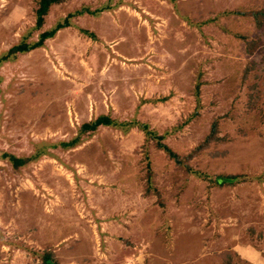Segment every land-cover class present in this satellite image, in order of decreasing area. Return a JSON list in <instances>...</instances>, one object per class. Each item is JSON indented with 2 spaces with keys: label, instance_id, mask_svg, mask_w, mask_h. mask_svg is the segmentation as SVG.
Returning <instances> with one entry per match:
<instances>
[{
  "label": "rangeland",
  "instance_id": "374dc122",
  "mask_svg": "<svg viewBox=\"0 0 264 264\" xmlns=\"http://www.w3.org/2000/svg\"><path fill=\"white\" fill-rule=\"evenodd\" d=\"M37 1L0 0V54L103 2L97 17L119 20L109 35L121 38L94 41L84 13L1 63L0 264H104V193L139 209L117 257L140 247L153 264H264V19L250 14L264 0H64L31 30ZM100 114L148 123L190 168L137 127L61 145ZM38 149L17 169L3 157ZM219 173L239 178L217 185Z\"/></svg>",
  "mask_w": 264,
  "mask_h": 264
},
{
  "label": "trees",
  "instance_id": "16d2710c",
  "mask_svg": "<svg viewBox=\"0 0 264 264\" xmlns=\"http://www.w3.org/2000/svg\"><path fill=\"white\" fill-rule=\"evenodd\" d=\"M63 1L64 0H38L37 1L38 5H37V8L35 9V17H36L35 24H34L33 28L31 27V30L38 29L43 24L44 16L49 11L50 6L52 4H57V3H60ZM101 10H103V8L92 10L88 6H84L82 8L76 9L73 13H71V14L68 13L67 17L65 18L66 20H64L62 22H58L50 30H46V31L40 33L38 39L35 41H26L25 37H24L25 35H23L17 43L13 44L6 51H4L3 53L0 54V65L3 61L12 59L13 57H15L20 52H26V51H29L31 49H34L36 47L41 46L43 44V42L45 41V39L54 36V34L56 33V31H58V29L69 26L71 23V17L81 15L84 13L98 14ZM250 14L256 19V21L258 22V25L261 26L262 21L264 19V9L253 10L250 12ZM246 42L249 45L250 42L248 40H246ZM249 50L252 51L254 49L252 48ZM196 88L199 90V85H197ZM99 126H111L114 128H118L124 132H128L131 128L137 127L145 133L146 138L148 140H149V138L155 139L157 146L159 148H161L162 150H164L170 157L174 158L178 162V164L183 165L185 168H190V166L187 167L186 163L180 159L179 154H177L167 144H165L163 142V138H164L163 134L162 135L158 134L157 131L151 129V127L149 126L148 123H143L137 119L120 121L117 119H113V117H111L109 114H100L97 117H95L94 119L83 122L80 125V129H79L77 135L73 136L68 141H61L60 143L65 148H72V147H74V146H76L82 142V135L83 134H85L87 132L95 131ZM216 138H217L216 130L212 129L210 134L207 136L204 144H206V143L210 142V140H213ZM199 149H200V146L197 147L190 154V156L193 155ZM41 154L42 153L38 149V151L36 153L29 155V156H17L16 154H13V153L4 152L3 157L7 158V160L9 162H11L12 166L17 169L20 166L28 164L30 161L37 159ZM205 175H208V174H205ZM238 178H239V175H237V174L223 175V174L219 173L218 175H216L214 177L213 181L217 185H223V184H227L230 182H234ZM50 255H52L50 252H46V256L49 257Z\"/></svg>",
  "mask_w": 264,
  "mask_h": 264
},
{
  "label": "crops",
  "instance_id": "0c3cea01",
  "mask_svg": "<svg viewBox=\"0 0 264 264\" xmlns=\"http://www.w3.org/2000/svg\"><path fill=\"white\" fill-rule=\"evenodd\" d=\"M186 2L187 1L184 0V3H186ZM124 3L125 2H122V0H117L113 5L119 6V5L124 4ZM100 6H102V7H100ZM100 6H99V9L103 8V10H101L99 13L104 14L103 11H106V9H108V6H112V5H109V4L104 5V2H103ZM97 8L92 9V10H96ZM89 14H91L92 21L97 22L98 26H100V29H98V27H97L96 29L91 28V30H87V31L83 30V31L85 33H87L88 36L93 38L94 41H101V42L105 43L106 41H108L107 40L108 38H112L113 36L112 35L110 36L109 34L114 33L116 31L117 28L114 25L116 24L115 22H118L119 20L116 21L114 19H109L106 16V18H108V20L106 21V20H103L102 17H97L98 14H92V13H89ZM59 30L60 29H58V31ZM58 31H56V33ZM117 32H118L117 36L113 37L112 40H109L113 44H116L117 40L119 38H121L119 31H117ZM105 37H106V39H105ZM196 85H200V84L197 83ZM110 197L111 196L109 194L104 193L103 196L100 197V199L103 200V204L105 206L101 207L99 205H96V207H100L101 212H103V210L105 212V215L103 216L101 214V216L107 217V219H105L103 222H101V231L105 232V235H106L105 239L106 240H104V241H106V243L104 245V253L101 256V258H98V261H101L104 264H153L156 261L154 259V255L144 257L140 252V250H141L140 247H137L138 250L133 251V255H131V256H124L121 258V257H117L116 255H114V250H112V245L116 244L120 248H124L123 246L125 244L123 243V241H120L119 239H116V238H118V236L121 238V235H123V233H124L123 231H125V230L128 231V227H127L128 223L131 220H134L137 213H139V209L137 210V208H136V205H137L136 202H134V201L133 202H127L126 201L127 195L125 198L122 193H119L116 196H114L112 198V200ZM140 197H142V195ZM107 198H109V200L106 201ZM104 199H105V201H104ZM124 212H126V216H129V218L124 217L125 216ZM94 253H96V252L94 251ZM86 257H88V258L90 257L92 259V258L96 257V255L95 254H94V256L93 255L92 256L87 255ZM93 260L95 261L96 258H94ZM73 261H69V262L73 263Z\"/></svg>",
  "mask_w": 264,
  "mask_h": 264
}]
</instances>
